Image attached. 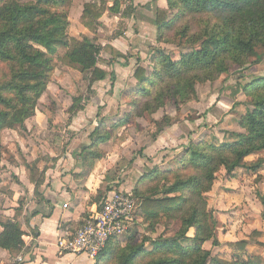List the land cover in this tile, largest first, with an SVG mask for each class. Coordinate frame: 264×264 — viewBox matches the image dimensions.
Segmentation results:
<instances>
[{
	"label": "trees",
	"instance_id": "16d2710c",
	"mask_svg": "<svg viewBox=\"0 0 264 264\" xmlns=\"http://www.w3.org/2000/svg\"><path fill=\"white\" fill-rule=\"evenodd\" d=\"M166 1L167 10L156 11L157 41L170 45L182 42L191 50L180 53L177 59L158 51L152 57L147 75L142 68L135 70L139 87L127 96L129 110L118 122L120 126L136 118L151 117L168 102L177 110L188 102L197 101L198 84L218 79L232 66L244 70L249 56L256 54L257 48L264 50V0ZM72 2L0 0V64L6 69L0 77V172L3 167L2 132L25 130L24 124L35 115L56 63L66 60L75 65L83 74L88 89L108 76L114 80L112 74L97 66L99 46L88 39L69 42L67 27ZM104 11L103 4L85 3L80 24L91 33L95 32ZM104 52L112 56V61L122 57L109 48ZM260 59L257 55L255 63ZM241 90L250 100L245 113L238 119L241 133L227 132V141L217 145L206 140L189 142L173 167L165 171L156 167L151 169L138 180L131 192L138 206L137 214L140 216L141 213L150 223V231L153 232L159 220L168 219L180 225L174 236L152 241L150 251L143 246H132L129 243L131 238L123 247H120V239H111L97 255L94 264L264 263L260 256L246 252L244 240L231 245L236 253L228 259L213 255L204 248L208 242L212 247L219 244L205 198L218 173L223 170L230 178L239 169L255 171L261 163L250 167L244 164V159L250 155H264V77L252 79ZM81 100L80 96L72 98L68 110L71 115L81 109ZM161 122L169 125L171 119L164 116ZM150 123L157 127L153 120ZM107 127L108 124L101 121L89 136L91 144L83 148L82 160L89 167L101 158L99 145L111 138ZM17 154L27 180L34 187V196L42 200L38 190L44 182L45 169L40 172L27 164L19 152ZM114 190L118 191L117 188ZM22 204L19 201L11 218L5 214L0 216V249L12 259L24 246L25 232L20 223ZM191 230L194 245H185L182 240L188 239ZM260 237L256 231L249 235V239L256 241ZM256 246L264 250V243L256 242Z\"/></svg>",
	"mask_w": 264,
	"mask_h": 264
},
{
	"label": "crops",
	"instance_id": "0c3cea01",
	"mask_svg": "<svg viewBox=\"0 0 264 264\" xmlns=\"http://www.w3.org/2000/svg\"><path fill=\"white\" fill-rule=\"evenodd\" d=\"M89 2L103 4L105 8L98 20L96 31L92 33L79 21L83 5ZM157 10L166 11L167 1L136 0L124 6L122 0H73L68 14L69 42L72 44L88 39L99 46L101 51L97 66L112 74L114 80L112 83L108 76L104 81L94 84L90 89L93 97L89 100L82 99L81 109L71 115L68 110L72 106V98L77 95L75 86L79 83L77 77L82 78L80 72L74 70V85L65 86L57 80L61 85L60 89L55 90L57 94L50 90L48 85L38 101L35 115L24 124L25 130L21 131L23 136H20L18 130H11L6 136L11 143H19L18 151L27 164L35 166L40 172L45 169V178L38 190L42 198L40 200L34 196V187L27 180L23 166L20 164L15 168L7 167L13 179L2 180L0 183V187L5 190V195H1V199L7 205L4 207L7 210L0 214L11 218L19 206V201H22L20 223L25 235L24 246L16 258L12 259L6 251L0 249V264H94L85 255H60L56 243L60 237L73 235L87 219L89 209L97 206L109 193L103 194L101 201H92L100 195L99 191L106 183L107 174L112 167L123 159L131 161L134 157L132 154L140 151V157H136L132 164L125 166L120 176L123 182L116 179L107 182V186L112 185L111 187L119 191L134 189L138 180L148 173L147 171L155 167L160 171L173 167L183 155L188 143H195L202 134L200 126L188 131L189 122L184 118L182 123L173 121L170 125L160 128L164 116L172 119L171 117L175 115L170 107V110L166 107L161 114L158 111L151 117L133 119L123 127L124 132L121 123L118 124L129 110L127 96L139 87L134 77L135 70L142 68L147 75L151 70L152 57L158 52L157 49L159 51L165 49L166 45L157 41L155 26ZM169 18L170 12L167 20ZM105 48L119 53L122 57L112 61V56L104 52ZM229 93L233 96L235 90L229 89L225 95L228 96ZM197 105L196 103L186 105L196 109L198 114L195 122L202 120V112L195 108ZM218 105L224 122L221 127L234 119V127H230V130L241 133L238 131L237 118L224 111V107H228L227 103L219 101ZM56 116L59 119L57 124L63 125L62 128H58L59 130L55 128ZM52 119L54 121L50 126ZM151 120L157 123L160 130L158 134L153 128L154 125L150 123ZM101 121L108 126L120 127L111 131V139L106 144L99 145L101 158L89 167L82 160L83 148L91 144L89 136ZM61 130L72 134L66 145L62 141ZM37 131L41 134L37 137L38 142L32 138L33 133ZM153 133L157 135L155 134L152 139ZM128 155L132 156L128 158ZM243 171L239 169L236 175L230 178L225 176V184L234 192L235 188L229 180L232 182L233 179H238V175ZM218 189L216 188V192ZM222 196H227L226 192L219 193L218 199L224 200ZM63 205L67 207L64 208ZM221 205L223 206L224 202ZM263 228L264 224L259 229L252 230L261 234L260 239L251 247L252 251L258 249L256 242L264 243ZM251 233H248V237ZM239 241L242 240L231 239L232 244ZM262 251L264 253V250ZM19 256L22 259L21 263L17 262Z\"/></svg>",
	"mask_w": 264,
	"mask_h": 264
},
{
	"label": "rangeland",
	"instance_id": "374dc122",
	"mask_svg": "<svg viewBox=\"0 0 264 264\" xmlns=\"http://www.w3.org/2000/svg\"><path fill=\"white\" fill-rule=\"evenodd\" d=\"M165 45V49L160 51H163L165 54L170 55L172 59H177L180 53L189 52L191 50L188 46H184L182 42H177L175 45ZM157 51L159 50L157 49ZM257 55H259L261 59L259 62L255 63ZM244 68V70L240 71L237 66H232L230 67L227 73L222 74L218 79H215L211 82H205L204 84H198L196 86L197 101L188 103L198 104L195 108L202 112L201 121L195 122L198 113L196 109L186 107L188 103L176 110V108H174L171 102H168L163 109L159 110V114L163 113L166 107L169 110L170 108H172L175 112V115L173 113L174 117H171V122L176 121L182 123V118H184L185 121L189 122V127H187L188 131L195 130L197 126L202 127V134L199 138H197L196 142L199 140H206L216 145L224 143L228 139L226 133L233 132L232 130H230V127H234V119H231V122L228 121V123L226 122V124L223 125L224 127H226V129L223 126L221 127L222 123L224 122L221 116L222 113L219 112V105L217 106V102H226L228 107H224V111L226 113L229 112L228 114L235 116L237 118L236 121L238 123L239 116L245 113L246 106L247 104H249L250 101L249 98H246L243 95L241 90L242 86L246 85L247 83H250L252 79L264 77V50L262 48H257L256 54H251L249 56V62L247 64V67L245 66ZM74 70L75 72L76 70L80 72V70L75 65H69L66 60H63L60 63H56V68L54 69L50 78V82L48 84L50 90H54L53 92L57 94V91L55 90L61 88V85L57 83V80L61 81V84L65 86L69 84L74 85ZM5 71V66L0 64V77H3ZM80 75L82 76V78L80 76L77 77L79 83L75 84L77 90L76 96H80L81 99L89 100L93 97L92 92L90 89L87 88V83L84 80L83 74H81V72ZM111 82L113 83V81ZM229 89L235 90V94L233 96L230 95V93L228 96L225 95L226 92L229 91ZM36 109L38 110V104L36 106ZM209 112L210 114H208ZM53 121V119L50 121V126L52 125ZM55 122L56 129L63 127V125L60 126L57 124L59 123L58 117ZM163 126L167 125H164V123L161 122L160 128ZM123 127H126V125L121 126V128ZM107 128L110 134L112 133L111 131L118 130V128H113L111 126H108ZM153 128L154 130H159V128L157 127ZM124 130L125 128H123V132ZM10 131L11 130L4 131L1 134V140L3 144L1 165L3 167L0 172V176L1 180L3 181L13 179V177L9 174L7 167L15 168L16 165H20L19 157L17 155V152H19V143H11V141L6 138ZM21 131L22 130H18L17 132L20 134V136H23L21 134ZM61 131L62 133L60 134L63 139L62 141L64 145H66L67 143H69L68 140H70L72 134L68 131ZM238 131L242 132L240 128L238 129ZM39 135L41 134L38 133V131L33 133V140L38 142L37 137ZM132 155L134 157H132L131 161L123 159L114 167H112L111 171L107 174L108 176L106 183L102 185L99 191L100 195L92 199V201H99L101 197H103V194H106L109 191L111 192L115 189L111 187L112 185L107 186V182L113 180L115 181V179L116 181H124L120 179V176L125 170V166L127 167V165L129 166V164H132L134 159L141 155V152L136 151ZM130 156L128 155V158ZM243 162L245 165L250 167L255 166L259 162L261 163V167H259L255 171L244 170L240 175H238V179H233L232 182L231 180H229V182L232 183L233 188H235V192L232 188L228 187V184H225V172L222 170L218 173L216 181L213 184L210 192L205 195V198L207 200L206 210L211 214L213 218L215 225V237L219 240L218 246L212 247L211 242H208L205 244V248L206 250H210L213 255H218L221 258L224 257L228 259L231 255L236 253V251H232L233 248L231 247V239L234 240L236 238L239 240L246 241V252L248 254L258 255L262 258L264 262V253L262 250H259L257 248H255L253 251L251 250V247L254 245L256 240L249 239L248 237L249 232L251 233L252 230L259 229L261 225L264 224V217L262 216L264 211V155H251L246 157ZM147 172L149 173L150 171ZM216 188H219L217 192ZM132 191V188L127 189V192ZM221 192H226L227 194V196H222L224 200L218 199L219 193ZM229 192L234 193L228 194ZM1 195H5V190L3 189V187H0V212H5L7 209H5L4 207H6L7 205L3 202V199H1ZM222 202H224L223 206L221 205ZM149 225L150 223L140 213L137 222L130 229V232L120 239V247L125 246V244L128 243V238H131V241L129 243L132 246H143L147 251H150L153 248L152 241H159L174 236L180 226L179 223L177 224L174 221L168 219H161L158 221L152 232L150 231ZM192 237L193 231L191 230L188 233V239L182 240V243L185 245L188 244L190 246H193L194 243ZM262 253L263 255L261 256Z\"/></svg>",
	"mask_w": 264,
	"mask_h": 264
},
{
	"label": "built area",
	"instance_id": "2783aa9c",
	"mask_svg": "<svg viewBox=\"0 0 264 264\" xmlns=\"http://www.w3.org/2000/svg\"><path fill=\"white\" fill-rule=\"evenodd\" d=\"M136 0H122L124 6ZM64 208L67 205H63ZM138 206L131 192L113 190L89 209L88 217L70 237L57 239L60 255H85L94 262L111 239H121L130 232L138 219ZM17 262L21 263L19 256Z\"/></svg>",
	"mask_w": 264,
	"mask_h": 264
}]
</instances>
